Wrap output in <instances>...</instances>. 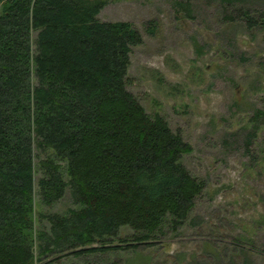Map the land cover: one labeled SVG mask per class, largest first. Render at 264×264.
Returning <instances> with one entry per match:
<instances>
[{
  "label": "trees",
  "instance_id": "1",
  "mask_svg": "<svg viewBox=\"0 0 264 264\" xmlns=\"http://www.w3.org/2000/svg\"><path fill=\"white\" fill-rule=\"evenodd\" d=\"M200 1L264 38V0ZM104 4L0 0V264H52L114 241L136 252L180 227L203 189L181 162L190 147L179 132L127 91L141 38L129 22L99 20ZM171 4L192 17L193 0ZM260 119L253 109L247 137ZM65 191L71 207L42 211Z\"/></svg>",
  "mask_w": 264,
  "mask_h": 264
},
{
  "label": "rangeland",
  "instance_id": "2",
  "mask_svg": "<svg viewBox=\"0 0 264 264\" xmlns=\"http://www.w3.org/2000/svg\"><path fill=\"white\" fill-rule=\"evenodd\" d=\"M193 5L190 18L171 0H105L97 17L138 31L126 89L189 145L181 162L202 191L180 227H164L136 252L114 241L119 249L84 257L63 251L52 264H264V119L247 137L253 109L264 111L263 34L227 27L214 4ZM67 207L65 191L42 211Z\"/></svg>",
  "mask_w": 264,
  "mask_h": 264
}]
</instances>
